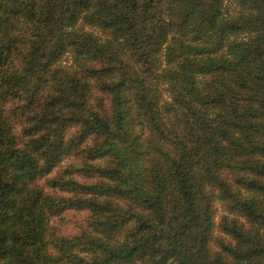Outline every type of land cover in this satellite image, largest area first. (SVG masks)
<instances>
[{
  "label": "trees",
  "instance_id": "16d2710c",
  "mask_svg": "<svg viewBox=\"0 0 264 264\" xmlns=\"http://www.w3.org/2000/svg\"><path fill=\"white\" fill-rule=\"evenodd\" d=\"M171 263L264 264V0H0V264Z\"/></svg>",
  "mask_w": 264,
  "mask_h": 264
},
{
  "label": "rangeland",
  "instance_id": "374dc122",
  "mask_svg": "<svg viewBox=\"0 0 264 264\" xmlns=\"http://www.w3.org/2000/svg\"><path fill=\"white\" fill-rule=\"evenodd\" d=\"M234 8V5H232ZM231 8V7H230ZM65 61L69 60V56L64 58ZM42 60V59H41ZM94 95H100L98 92L94 91ZM106 99V109L109 110V101L108 97ZM21 101L19 99L12 98L5 104V115H6V122L8 123L10 129L17 135H21V129L26 124V119L24 115H22L21 110ZM76 130V129H75ZM74 129L69 130L67 132V137L74 134ZM140 130V129H137ZM26 140V139H24ZM80 150L76 154V150L74 154L65 157L61 162H59L54 168H52L49 172L45 173L44 175L38 178V184L44 189V191L48 194H59L62 196H70L72 193L65 192L53 188L50 184V181L58 176H69L72 175L76 179L84 182H97L98 179H85L81 174L73 169L79 162ZM102 165L103 163L100 162ZM213 222H214V236H222L220 232L219 224L221 218L224 214H226V209L224 204L220 200H215L213 202ZM91 214L89 211L86 210H76V209H69L64 211L58 216H54L51 218L49 223V229L47 233V245L48 251L55 255L57 253L56 244L60 239L72 237L74 235L80 234L83 230L89 229V222L91 221ZM211 246L215 248V243L211 242ZM175 264V263H171Z\"/></svg>",
  "mask_w": 264,
  "mask_h": 264
}]
</instances>
